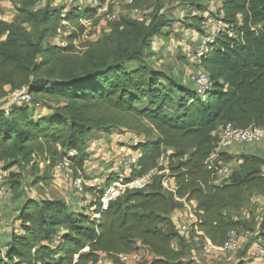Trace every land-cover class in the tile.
<instances>
[{
  "label": "trees",
  "instance_id": "16d2710c",
  "mask_svg": "<svg viewBox=\"0 0 264 264\" xmlns=\"http://www.w3.org/2000/svg\"><path fill=\"white\" fill-rule=\"evenodd\" d=\"M135 2L130 9L137 7ZM210 2L182 0L193 11L190 23L182 21L184 28L205 34V22L213 16L226 25V30L214 33L210 52L201 62L213 83L205 101L194 83V87L181 83L147 62L153 39L171 27L159 12L148 22L120 16L82 53L71 44L44 46L56 34L65 10H22L28 12L36 36L0 20V99L22 88L32 96L31 103L11 98L8 108L0 109V166L3 171L18 169L7 181L11 197L21 196L23 171L36 168L35 159L54 169L76 151L72 171L85 172L92 136L118 131L131 134L124 144L131 146L133 139H140L138 170L129 176H143L164 157L176 197L198 205L196 227L203 233L199 237L219 248L231 230L243 227L254 235L247 250L255 251L264 242V211L254 225L235 213L248 193L264 196V157L244 152L235 157L228 150H216L218 134L227 125L264 128V0H223L215 15L208 12ZM96 12L91 7L73 8L65 22L83 30L82 21L91 20ZM75 37L73 33L71 38ZM36 95L55 103L46 111V102ZM238 158L243 163L227 179L214 175L215 168ZM118 160L115 155L117 166ZM106 170L100 177L115 175ZM111 182L101 185L106 188ZM87 201L79 211L63 200L30 197L22 199L15 212L1 204L0 233L6 228L1 222L15 213L17 217L11 231L0 234V264H98L102 256L116 263L118 255L137 249H146L151 256L143 264H194L186 254L187 238L198 235L194 230L190 237L180 233L173 218L180 202L159 179L146 190L110 202L106 211L99 210L98 195ZM95 204L100 219L89 214ZM85 248L89 251L83 252ZM237 264L249 263L239 259Z\"/></svg>",
  "mask_w": 264,
  "mask_h": 264
},
{
  "label": "rangeland",
  "instance_id": "374dc122",
  "mask_svg": "<svg viewBox=\"0 0 264 264\" xmlns=\"http://www.w3.org/2000/svg\"><path fill=\"white\" fill-rule=\"evenodd\" d=\"M220 2L221 0H212V2L207 5L208 12H211L212 15H215L220 8ZM74 3L79 6L81 10L90 8L89 0H77V2ZM135 3L137 6L136 8L141 10L142 15L140 18L141 20L143 18L144 22H148L156 12H159V14L163 15L164 18L170 21L171 24V27H166L164 29L163 37L153 39L154 41L152 42L151 50L148 53L149 56L147 58V62L155 69L162 70L170 75H173L175 78H177V80H179V82L194 87V84L191 81V75L194 72V64L187 57L183 45L185 44L184 42L193 44L195 46L200 45L204 37H206L209 33H213V25L204 26L205 34L184 28L181 25L182 21L186 20L190 23L189 18L191 17V14H193V11L191 7L182 4V0H136ZM70 4L71 3L67 0H0V20L7 21L9 23H15L17 26H19V28L29 32L33 36H36L32 23L27 20V11L44 12L48 8L63 11L68 10ZM26 8V12L22 11ZM129 10L130 8L128 6L121 5L118 9H116V13L117 15L122 16L124 12ZM96 13L91 20L82 21L81 24L83 30L73 28L67 22H64L66 18L63 19L61 17L62 21L60 23V27L56 31V34L48 37L44 41V46L46 44H51L67 48L71 44L76 52H84L90 42H95L101 39L109 31V22L105 20L104 15ZM172 29H174V32ZM169 32L172 33L168 34ZM73 33L76 34V37L72 39L71 36ZM12 93L13 92H10L4 99H0V109L8 108V105L10 102H12ZM35 98L46 102V111H48L47 107H49L50 103H55L52 102V99H50L48 96L36 95ZM130 135L131 134L124 135L118 131H114V133L109 134L104 132H96L92 136V139L90 140L87 147L89 161L86 162L85 167L88 169H86L85 172H79L86 178L101 175L99 169L97 171L92 169L93 163L98 162L95 160V154L89 152L92 140L101 139L105 141L106 144L112 149L115 146L117 147L119 142H124V139H129ZM172 152L173 151L170 150L168 155L172 154ZM229 152H231L229 153L230 155L235 157H237L236 154L239 153L242 155L243 152L248 154L255 153L264 157V141L254 146L238 145L229 149ZM37 164L38 163H36V165ZM39 164V170L37 168L33 169L32 166H30L26 168L25 171H23V174L26 176V182L21 189V196L16 198L15 201L14 197H11L12 193L9 192L7 197L2 201L1 206L5 204L7 206L8 202L15 201L14 204L9 207L11 212H15L22 199L26 197H33L37 200L51 199L68 201V204L72 205L77 209V211H79L81 210L82 206H88L89 202L87 200H93L96 197L97 193L89 188L86 189V191L89 193H84L81 195L77 194V192L72 188L73 179L78 175L79 172L76 174L74 171H64L56 174L52 168H47V166L42 161H40ZM100 164L102 165L103 163L101 162ZM112 165H114V163ZM118 170L119 169H117V171ZM2 172L3 169L0 166V174ZM12 172L18 173V169L13 168L11 169V173ZM6 185L9 188V186H11V182L6 183ZM263 211L264 196L256 192H250L246 196L242 209L235 213V215L241 220H245L254 225L261 220ZM89 214L93 217L91 212H89ZM185 214V209L180 203V206H178L177 210L173 213V216L175 215V218H173L179 224H187L190 226L191 230L193 229V222L188 220ZM13 216L14 215L6 218L5 223L8 222L11 226L12 221H15L14 219L12 220ZM239 233L241 247L235 253L230 254L211 249L208 246L206 240L199 236H195L192 239L187 238V240H189L186 249L187 257L193 260L194 264H237L239 259H243L249 264H259L260 262L255 251L252 249L247 250V246H249V242H252L251 240H253L254 235L246 231L243 227L239 229ZM191 235L192 233L190 231L188 236L190 237ZM113 263L123 264L119 261Z\"/></svg>",
  "mask_w": 264,
  "mask_h": 264
},
{
  "label": "built area",
  "instance_id": "2783aa9c",
  "mask_svg": "<svg viewBox=\"0 0 264 264\" xmlns=\"http://www.w3.org/2000/svg\"><path fill=\"white\" fill-rule=\"evenodd\" d=\"M67 1H69L71 4L69 6V9L65 10L61 14V17L63 19L66 18L68 12L71 9L79 7L74 3L77 2V0ZM89 3L90 7L96 9L97 13L104 15L107 22H114L120 17L119 15H117L116 9H118L121 5L128 6L130 8L133 6L134 0H89ZM141 15V10L135 7L123 13V16H130L133 19L137 20H141ZM205 25H213L214 31L213 33H209L206 37H204L200 45L195 46L187 42H184L185 44L183 45L187 57L191 60L195 67L194 72L191 75V81L195 84L197 92L203 101L206 100L208 94L212 90L213 83L211 82L206 72L202 69L201 62L202 59L206 57L210 52L209 45L214 41V33L226 30V25L221 20L214 19L213 17H208ZM11 98L26 103L32 102V96L27 92L26 88L14 91L11 95ZM139 140V138L133 139L131 146L124 143L117 144L114 154L119 159V171L115 172V175L106 174L101 177L94 176L86 178L79 172L78 175L73 179L72 188L77 192V194L80 195L84 194L87 188L97 193V195L99 196L100 209L98 205L95 204L90 207V212L95 217V219H100V211H106L110 202L126 195L127 193L146 190L156 179H159L163 189L174 194L176 201L180 202L185 209V216L188 218V220H191L193 222V229L190 230V226L183 223L179 224L174 219L180 233L187 235L190 233V231L194 230L198 236H203V233L199 232L196 227V224L198 223L196 213L198 205L196 202H188L176 197V185L174 182V178L171 175L170 169L168 168L167 162L164 157H162L158 161L156 168L144 174L143 176H129L130 173L138 170L139 153L136 147ZM263 141L264 128L251 127L241 130L235 129L231 125H227L223 127L218 134L216 153L226 150L229 151V149L234 148L238 145L254 146ZM77 156L78 153L76 151L70 152L68 154V157H65L54 167V170L57 173L64 171L72 172V159L76 158ZM212 158H216V155H213ZM242 163L243 160L241 158H238L233 163L223 165L220 168H215L214 175H216L219 180H225ZM210 168H212V165L210 166ZM10 172L11 171H3L0 174V205L8 195L6 183L10 177ZM104 181L112 182L108 187L103 188L101 184ZM98 209L100 211H98ZM205 240L211 249L219 250L227 254L235 253L240 245V236L238 230H231L227 235V240L224 246L219 248L213 246L208 239ZM88 251L89 248H85L83 250V252ZM255 253L260 264H264V243L258 244L256 246ZM150 259L151 256L146 249H137L131 253L118 255L119 262L123 264H143L145 261H149ZM98 264H102V260H100Z\"/></svg>",
  "mask_w": 264,
  "mask_h": 264
},
{
  "label": "crops",
  "instance_id": "0c3cea01",
  "mask_svg": "<svg viewBox=\"0 0 264 264\" xmlns=\"http://www.w3.org/2000/svg\"><path fill=\"white\" fill-rule=\"evenodd\" d=\"M222 2H223V0H221V4H222ZM221 4H220V7H221ZM123 142V141H122ZM122 142H119V143H122ZM91 146H90V149H89V152L90 153H92V154H95V160H97L98 162H94L93 163V170L94 171H97L98 169H100V171L102 170V171H105V167L107 168V173H112V172H118L117 171V169H118V166H117V161L115 162V148H116V146L114 147V148H110L107 144H106V142L105 141H103V140H101V139H99V140H92L91 141V144H90ZM111 147H113V146H111ZM101 154V155H100ZM239 154V153H238ZM106 155H107V157H106ZM240 155V154H239ZM39 160H37V159H35L34 160V163H38L37 165H36V168L39 170V168H40V164H39ZM101 162H104V164L102 165V166H100V163ZM114 163V165H112ZM45 164V163H44ZM46 165V164H45ZM47 166V165H46ZM54 170V169H53ZM43 173V172H42ZM54 173H56L57 174V172L54 170ZM57 176H59V175H57ZM87 196H88V194H87ZM89 197V196H88ZM32 199H35V198H33L32 197ZM37 200V199H36ZM66 202H68V201H66ZM11 202H8V205H7V207L10 205L11 206V204H10ZM69 203V202H68ZM6 205V204H5ZM16 217H17V213H15L14 214V217L12 218V220L13 219H16ZM174 218H175V215L173 216ZM2 224H4V226L6 227L5 229H3V230H1V233L2 232H10L11 230V226H10V224L8 223V222H6V223H4V222H1V226H2ZM15 225H16V223H15ZM10 230V231H9ZM0 233V234H1ZM2 235V234H1ZM4 236V235H3ZM102 264H114L113 263V261L110 259H106L104 256H102ZM260 264V263H259Z\"/></svg>",
  "mask_w": 264,
  "mask_h": 264
}]
</instances>
